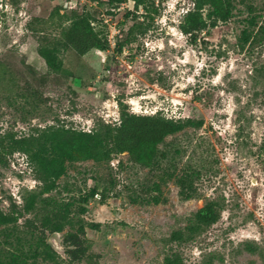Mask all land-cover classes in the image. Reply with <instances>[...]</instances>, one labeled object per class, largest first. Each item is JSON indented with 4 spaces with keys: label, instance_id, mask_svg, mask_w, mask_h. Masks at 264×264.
<instances>
[{
    "label": "rangeland",
    "instance_id": "1",
    "mask_svg": "<svg viewBox=\"0 0 264 264\" xmlns=\"http://www.w3.org/2000/svg\"><path fill=\"white\" fill-rule=\"evenodd\" d=\"M122 1L0 0V136L21 138L49 126L90 132L99 121L119 124L124 107L132 114L160 113L203 125L166 138L159 146L166 155L159 169L135 164L128 153L110 164L68 163L58 188L39 199L35 212H22L15 229L30 239L27 221L45 217L52 208L45 200L52 198L71 204V218L85 225L91 258L75 264H164L173 254L184 264H264V43L241 38L251 18L264 28V0H230L232 18L200 32L195 43L180 30L193 0H155L148 12L136 11L134 0ZM70 8L90 12L94 28L110 44L85 56L61 50L72 79L50 73L38 54L46 38L60 37L69 26L56 11L63 15ZM193 172L199 174L198 196L184 200L176 179ZM96 184L108 193L106 201L90 197ZM40 190L26 155L0 159L4 212L13 204L22 210L24 198ZM153 196L161 202L153 203ZM210 201L220 206L219 222L191 240L171 241ZM81 206L85 213H79ZM75 229L47 234L63 264H71L64 237Z\"/></svg>",
    "mask_w": 264,
    "mask_h": 264
},
{
    "label": "trees",
    "instance_id": "2",
    "mask_svg": "<svg viewBox=\"0 0 264 264\" xmlns=\"http://www.w3.org/2000/svg\"><path fill=\"white\" fill-rule=\"evenodd\" d=\"M123 3L122 0H111ZM148 6V0H134L136 11L143 7L147 12L150 6L155 7V0ZM194 7L184 16L180 30L189 37L192 43L197 41V35L219 23H227L233 16L234 6L230 0H193ZM253 11V7L249 6ZM65 10V9H64ZM61 20L69 22V26L61 28V35L54 40H46L39 45L38 54L45 60L50 73L65 75L74 78L72 72L64 68L59 57L61 50L73 49L78 55L85 56L91 50L106 51L109 41L105 35L93 26L94 18L88 11L79 12L71 10L60 15ZM67 11V10H65ZM157 12V10H155ZM137 17V16H136ZM250 28L242 33L245 43L262 45L264 43V28L259 27L256 18L248 21ZM141 25V24H140ZM142 31V30H141ZM135 27L128 32V42L134 40ZM145 33V32H141ZM124 44H120L119 52ZM30 97L35 102L42 103L41 96L31 91ZM27 94H22V97ZM123 107V106H122ZM203 121L175 120L167 118L160 113L153 115H137L130 113L125 107L121 110L119 124H109L99 121L90 132L78 131L73 128L49 126L36 129L29 136L16 138L15 135L0 136V159L6 154L13 155L20 152L27 156L29 165L33 168L35 179L41 184L39 193H32L24 198L25 204L19 210L13 204L10 212H4L0 207V231L5 236L0 241V264H37L38 258L53 264H63L60 255L47 240V234L62 233L66 226H71L76 231L65 235L63 246L65 254L71 264L91 258L89 254V239L86 236L85 225L82 220L74 221L71 218V204L59 205L52 198L45 200L48 208L46 216L37 221H27V233L30 239L22 238L15 229L23 213H33L37 209L39 199L58 188V180L67 172V164L94 161L95 163L110 164L114 156L128 153L130 159L143 168L159 169L166 155L160 151L159 146L169 136L176 135L187 128H200ZM174 175L162 177V181L173 179ZM199 174L184 173L178 176L176 182L180 188V196L184 200H191L198 196L196 182ZM154 190H160V183L154 184ZM101 196L106 201L108 193L100 190L96 184L90 191V197ZM44 201V200H43ZM155 204L161 202L159 196H153ZM134 203H138L134 200ZM85 208H80L79 213H85ZM23 212V213H22ZM221 218L220 206L215 201L207 202L198 210L186 232L176 231L172 234L171 241L182 242L201 235L207 229L219 222ZM97 229L98 225H92ZM25 243V244H24ZM5 246V248H3ZM8 248H7V247ZM164 264H184L181 256L173 254L166 257ZM211 264V262L209 263Z\"/></svg>",
    "mask_w": 264,
    "mask_h": 264
},
{
    "label": "water",
    "instance_id": "3",
    "mask_svg": "<svg viewBox=\"0 0 264 264\" xmlns=\"http://www.w3.org/2000/svg\"><path fill=\"white\" fill-rule=\"evenodd\" d=\"M8 0H4V2L6 3Z\"/></svg>",
    "mask_w": 264,
    "mask_h": 264
}]
</instances>
